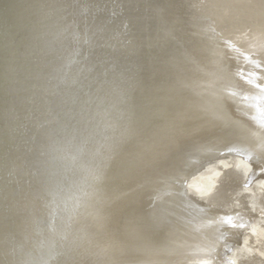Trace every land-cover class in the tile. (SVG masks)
Returning <instances> with one entry per match:
<instances>
[{
    "label": "water",
    "instance_id": "obj_1",
    "mask_svg": "<svg viewBox=\"0 0 264 264\" xmlns=\"http://www.w3.org/2000/svg\"><path fill=\"white\" fill-rule=\"evenodd\" d=\"M0 264H264V0H0Z\"/></svg>",
    "mask_w": 264,
    "mask_h": 264
}]
</instances>
